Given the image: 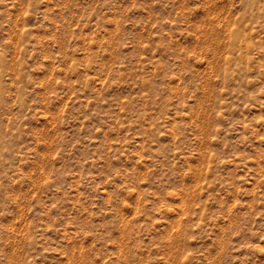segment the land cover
<instances>
[{
	"label": "rangeland",
	"instance_id": "374dc122",
	"mask_svg": "<svg viewBox=\"0 0 264 264\" xmlns=\"http://www.w3.org/2000/svg\"><path fill=\"white\" fill-rule=\"evenodd\" d=\"M0 264H264V0H0Z\"/></svg>",
	"mask_w": 264,
	"mask_h": 264
}]
</instances>
